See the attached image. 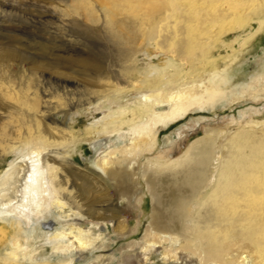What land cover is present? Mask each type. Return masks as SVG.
Listing matches in <instances>:
<instances>
[{
    "label": "rangeland",
    "instance_id": "374dc122",
    "mask_svg": "<svg viewBox=\"0 0 264 264\" xmlns=\"http://www.w3.org/2000/svg\"><path fill=\"white\" fill-rule=\"evenodd\" d=\"M224 7H229L225 15L213 18ZM263 65L264 0H0V170L19 154L16 136L45 135L69 162L63 168L71 189L68 197L74 202L71 207L79 208L77 219L105 223L112 236L114 223L124 221L130 229L138 224L135 236L125 240L115 236L102 254L117 252L121 245L140 239L150 222L154 202L148 178L155 181V173L165 178L177 172L162 171L166 170L162 166L147 168L145 160L162 152L158 160L164 166L203 136L204 127L226 130L228 121L220 119L237 117L241 109L246 110L242 124L264 120V98L246 93L239 104L224 107L219 102L213 110L192 107L160 128L152 152L119 155L124 166L131 167L128 179L109 176L112 163L104 171L93 163L90 142L97 135L85 130L88 124L106 113L108 102L139 100L146 91L135 89L138 80L173 75L197 83L205 72L217 69L233 84H241ZM250 106L260 111L249 110ZM236 128L232 124L218 139V149L225 150L223 144L230 142ZM262 132L263 124L251 125L244 138ZM244 138H236L233 152H250ZM261 140L263 151L264 137ZM193 164L185 162L179 168ZM87 208L95 210L91 216ZM54 222L49 218L47 224ZM11 235L8 229L0 231V251ZM152 256L154 264H163L155 253ZM80 262L76 258L73 264Z\"/></svg>",
    "mask_w": 264,
    "mask_h": 264
},
{
    "label": "bare ground",
    "instance_id": "6f19581e",
    "mask_svg": "<svg viewBox=\"0 0 264 264\" xmlns=\"http://www.w3.org/2000/svg\"><path fill=\"white\" fill-rule=\"evenodd\" d=\"M228 8L213 18L225 15ZM166 63L172 62L167 59ZM153 69L160 72L158 67ZM205 73L197 83L173 75L138 80L135 89L146 91L139 100L108 102L106 113L85 129L97 135L90 142L95 152L93 163L102 171L112 163L114 169L107 174L128 179L131 167L124 166L119 155L139 157L152 152L160 128L176 122L192 107L213 110L219 102L224 107L239 104L246 93L264 98V65L241 84H233L217 69ZM129 104L137 109H129ZM248 109L260 111L253 106ZM127 112L130 118H126ZM245 114L241 109L237 117L220 119L228 121L226 130L204 127L203 136L164 166L158 160L162 152L145 160L148 167H143L162 166L166 168L162 171L177 172L165 178L155 173V181L148 178L154 202L150 222L140 239L108 254L102 252L115 242V236L122 240L135 236L138 224L130 229L124 221L114 223L112 236L105 223L81 222L75 216L79 208L75 204L73 209L74 202L68 197L71 189L64 174L63 163H69L65 155L55 151L57 147L42 133L16 136L19 154L0 170V231L12 233L0 251V264H73L76 258L81 261L78 264H154V253L163 264H264V150L259 147L264 132L244 138L248 127L264 125V120L242 124ZM234 123L237 128L230 142L223 144L225 150L218 149V139ZM240 137L251 147L250 152H233ZM185 162L194 164L181 171ZM94 211L86 209L89 216ZM49 218L57 225H48Z\"/></svg>",
    "mask_w": 264,
    "mask_h": 264
}]
</instances>
